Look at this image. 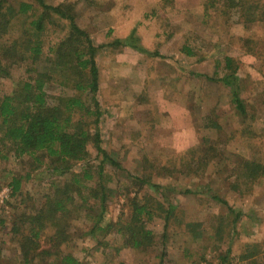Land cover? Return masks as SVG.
<instances>
[{
    "label": "rangeland",
    "instance_id": "obj_1",
    "mask_svg": "<svg viewBox=\"0 0 264 264\" xmlns=\"http://www.w3.org/2000/svg\"><path fill=\"white\" fill-rule=\"evenodd\" d=\"M7 1L14 7L29 3L33 11L12 20L0 34V48L25 38L26 30L34 32L31 21L41 14L35 0ZM44 1L69 4L75 23L95 45L131 36L128 42L135 48L106 46L95 57L97 98L105 112L99 123L102 146L124 170L119 173L106 165L109 185L116 188L107 217L114 222L128 219L131 200L146 202L157 213L146 223L153 242L133 248L123 245V236L114 229L97 244L88 234L91 220L83 208L71 213V239L61 250L78 257L80 264H220L224 254L226 264H245L240 254L253 245L255 257L264 264V176L244 184L239 171L245 161L264 164V0H215L212 5L208 0ZM44 24L40 59L32 65L26 55L10 64L9 76L0 79V95L18 81L33 80L36 70L50 72L46 59L54 58V48L69 26L55 14ZM226 56L237 67L244 115L234 108L231 89L221 81L227 73ZM44 80L49 96L86 98L87 92L76 91L70 81L63 83L58 74ZM88 149L97 162L91 144ZM160 166L170 168L171 174ZM12 176L21 180L13 196L8 189ZM69 176L53 174L46 160L0 157V264H21L18 239L11 231L14 216L40 207L53 183ZM129 176L147 177L164 189L135 185ZM213 194L243 213L235 224V214ZM188 223L194 224L193 230ZM33 264L58 261L44 253Z\"/></svg>",
    "mask_w": 264,
    "mask_h": 264
},
{
    "label": "trees",
    "instance_id": "obj_2",
    "mask_svg": "<svg viewBox=\"0 0 264 264\" xmlns=\"http://www.w3.org/2000/svg\"><path fill=\"white\" fill-rule=\"evenodd\" d=\"M35 1L41 8V14L31 21L34 32L30 34L26 30L25 38L14 39L9 45L0 48V79L9 76L10 64L18 59L21 61V58L28 55L32 65L40 59L42 40L39 32L44 29V19L55 14L68 21L69 31L54 48V58L46 59L50 63V72L36 70L37 76L33 80L18 81L10 92L0 95V157L6 158L8 154H12L21 159L27 156L33 162L46 160L53 174L62 176L70 172V176L63 182L53 183L52 193L45 195V201L40 207L23 210L12 219L11 231L16 240L18 239L21 264H33L37 256L44 253L53 256L58 264H80L81 260L71 252L61 250V245L69 243L71 239V213H79L83 208L91 220L88 234L97 244H101L102 235L114 229L123 236V245L145 248L154 238L153 231L146 227V223L157 215L146 202L131 200L128 219L123 222H114L107 217L108 201L115 196L116 188L109 185L111 174L108 173L106 165L119 173L124 170L117 158L102 146L99 123L105 112L97 98L100 85L95 57L99 49L113 45L135 48L133 43L128 42L131 36L125 40L116 38L107 44L95 45L90 36L75 23L69 4L51 5L44 0ZM214 2L215 0H208L207 4L212 5ZM32 11L33 6L29 3L19 2L14 7L7 0H0V34L6 33L14 18ZM183 49L187 54L191 53L189 49ZM138 50L145 51L142 47H138ZM5 61L7 64H4ZM224 62L227 73L221 81L231 89L234 108L244 115L246 109L239 96V78L235 75L237 67L233 65L230 56H226ZM52 74H58L62 82H72L76 91L87 92L86 98L82 94L49 96L44 89V78L49 79ZM90 144L95 150L97 162L91 159L88 149ZM76 167L78 172L75 171ZM159 169L167 171V175L171 174L168 172L170 168L166 166H160ZM240 169L246 179L244 184L264 176V164L260 162L245 161L239 171ZM129 177L135 185L164 189L147 177ZM239 183L235 184V189H238ZM8 185L9 194L15 195L21 188L20 177L12 176ZM183 192L202 193V190L185 189ZM211 197L226 205L228 211L235 214L234 224L243 214L235 211L218 195L213 194ZM158 207L163 210L160 203ZM170 213L168 208L165 211V221H168ZM3 222L4 219H0V224ZM187 225L191 230L194 229L193 223ZM43 243L49 247L42 248ZM252 246H248L246 253L240 254V259L245 264H261L255 257L257 252ZM226 262L227 254H224L220 258V264Z\"/></svg>",
    "mask_w": 264,
    "mask_h": 264
},
{
    "label": "built area",
    "instance_id": "obj_3",
    "mask_svg": "<svg viewBox=\"0 0 264 264\" xmlns=\"http://www.w3.org/2000/svg\"><path fill=\"white\" fill-rule=\"evenodd\" d=\"M7 191H8V190L6 189V193H7Z\"/></svg>",
    "mask_w": 264,
    "mask_h": 264
}]
</instances>
